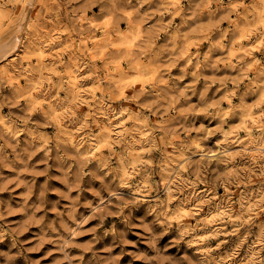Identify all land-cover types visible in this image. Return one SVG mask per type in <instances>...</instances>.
<instances>
[{
    "label": "clouds",
    "instance_id": "1",
    "mask_svg": "<svg viewBox=\"0 0 264 264\" xmlns=\"http://www.w3.org/2000/svg\"><path fill=\"white\" fill-rule=\"evenodd\" d=\"M0 264H264V0H0Z\"/></svg>",
    "mask_w": 264,
    "mask_h": 264
}]
</instances>
